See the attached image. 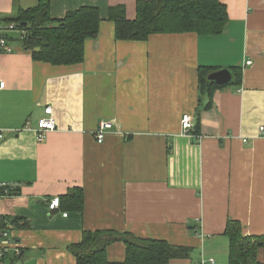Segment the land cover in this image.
<instances>
[{
    "label": "crops",
    "instance_id": "crops-1",
    "mask_svg": "<svg viewBox=\"0 0 264 264\" xmlns=\"http://www.w3.org/2000/svg\"><path fill=\"white\" fill-rule=\"evenodd\" d=\"M219 1L228 13L219 34L118 40L109 7L122 5L133 18L136 0H50L54 19L82 5L101 16L82 62L70 66L33 60L18 33L6 32L13 50L0 47V182L11 188L0 195L11 238L4 264H77L68 246L95 230L191 248L164 264H230L228 220L245 235L264 234V0ZM37 3L0 0V18ZM199 66L239 68L240 83L221 84L207 107ZM45 106L56 128L38 142ZM183 114L193 126L198 116L196 134L182 133ZM100 121L112 126L98 143ZM74 186L83 190L81 211L48 210ZM13 217L25 226L12 227ZM106 257L123 262L125 243L109 244ZM257 259L264 264V248Z\"/></svg>",
    "mask_w": 264,
    "mask_h": 264
},
{
    "label": "trees",
    "instance_id": "trees-1",
    "mask_svg": "<svg viewBox=\"0 0 264 264\" xmlns=\"http://www.w3.org/2000/svg\"><path fill=\"white\" fill-rule=\"evenodd\" d=\"M49 5L50 0H38L34 7H16L11 15L1 17L5 26L13 24V29H5L3 34L7 44L10 37L6 32L14 30L18 33L21 47L30 52L33 60L55 66L82 62L84 40L98 33L101 21L99 10L95 6L82 5L66 12L62 18L54 19L50 15ZM108 19L114 23L116 39L144 40L155 33L219 34L227 23L228 13L219 0H136L133 18L126 16L122 5H116L109 7ZM217 69L199 66L197 70L199 95H207V107L211 104L214 91L224 86L207 79ZM230 70V83L239 84L240 69L232 67ZM198 131L197 116L192 132L196 134ZM58 197L60 210L81 211L83 208V190L78 186L71 187ZM22 220L13 217L9 224L12 227L25 226ZM1 224L8 229L4 220ZM224 234L229 241L230 264H263L257 259V251L264 248V234H243L237 220L227 221ZM115 241L125 243L123 262L107 260V246ZM68 247L76 257L77 264H164L172 259L188 258L191 253V248L186 246L113 230L85 231L80 242Z\"/></svg>",
    "mask_w": 264,
    "mask_h": 264
},
{
    "label": "built area",
    "instance_id": "built-area-1",
    "mask_svg": "<svg viewBox=\"0 0 264 264\" xmlns=\"http://www.w3.org/2000/svg\"><path fill=\"white\" fill-rule=\"evenodd\" d=\"M5 29L6 30L13 29V24H9L5 26L4 28L0 27V47L6 52H11L13 48L7 44L6 39L3 36ZM249 64H251L250 60L246 62V65H249ZM3 85H4V82L1 81L0 87H2ZM44 115L45 116L41 117L38 120L37 127L35 128L36 139L38 142L44 141L48 133L55 130L56 128V122L52 115V108L50 106H45ZM180 124H181L182 133L186 134L187 136H192L193 122H192L191 115L183 114L180 120ZM111 126L112 124L108 121H100L97 124V127L95 129V137L98 143L103 141L104 133L106 132V130L110 129ZM259 129L262 132L264 130V126H260ZM3 138H4V130L0 128V144ZM10 189L11 188L8 183L0 182V195L9 193L11 191ZM59 203H60L59 197L57 196L52 197L47 205L48 210L53 211L54 209H57L59 207ZM63 215H66V213H63ZM2 221H3V218L0 217V264H4L3 258L8 250L7 245L11 244V238L9 235V231L8 229L2 227V224H1ZM18 252H19V249L15 248V254H18ZM201 263H203V261ZM194 264H197V263H194Z\"/></svg>",
    "mask_w": 264,
    "mask_h": 264
},
{
    "label": "water",
    "instance_id": "water-1",
    "mask_svg": "<svg viewBox=\"0 0 264 264\" xmlns=\"http://www.w3.org/2000/svg\"><path fill=\"white\" fill-rule=\"evenodd\" d=\"M207 79L216 84H228L232 80V74L227 68H222L210 73Z\"/></svg>",
    "mask_w": 264,
    "mask_h": 264
}]
</instances>
